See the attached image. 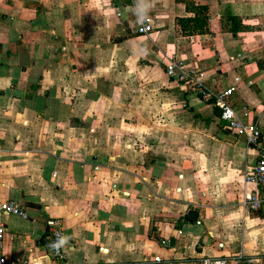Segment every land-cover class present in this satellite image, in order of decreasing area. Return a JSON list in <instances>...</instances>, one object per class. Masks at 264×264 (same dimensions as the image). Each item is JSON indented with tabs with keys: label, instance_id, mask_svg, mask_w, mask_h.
<instances>
[{
	"label": "crops",
	"instance_id": "0c3cea01",
	"mask_svg": "<svg viewBox=\"0 0 264 264\" xmlns=\"http://www.w3.org/2000/svg\"><path fill=\"white\" fill-rule=\"evenodd\" d=\"M194 1L207 35L182 34L193 14L176 0H146L149 36L138 0H0V199L28 216H1L7 259L57 264L43 245L56 219L62 264H264V208L245 206L256 148L166 71L234 87L235 113L264 134V0Z\"/></svg>",
	"mask_w": 264,
	"mask_h": 264
},
{
	"label": "built area",
	"instance_id": "2783aa9c",
	"mask_svg": "<svg viewBox=\"0 0 264 264\" xmlns=\"http://www.w3.org/2000/svg\"><path fill=\"white\" fill-rule=\"evenodd\" d=\"M152 29L151 24L143 20L135 32L139 36H149ZM166 71L169 76L178 82L189 85L203 101L211 102L217 107L220 110V119L225 122L227 128L235 132L238 136L243 137L248 145L256 148L258 158L256 164L245 175V182L254 184L259 189V192L246 196L245 206L251 211H258L264 208V134L256 125H249L241 121L235 113L230 104V98L235 88L231 87L218 94H213L205 87L206 76L202 73H196L193 69L186 68L180 61H174L167 65ZM3 214L13 215L23 219H26L28 216L16 202L0 199V264H19V262L7 259L2 252L5 232V224L1 218ZM57 233L63 236L59 221L56 219L47 220L43 245L55 262L62 264L65 260L64 246L59 252L49 247L50 244L56 241ZM162 244L168 245V242L163 241ZM198 264L227 263L225 260L205 257Z\"/></svg>",
	"mask_w": 264,
	"mask_h": 264
},
{
	"label": "trees",
	"instance_id": "16d2710c",
	"mask_svg": "<svg viewBox=\"0 0 264 264\" xmlns=\"http://www.w3.org/2000/svg\"><path fill=\"white\" fill-rule=\"evenodd\" d=\"M183 3L186 11L192 13V17L178 18L177 25L181 28L184 36L207 35L208 23L210 20L209 10L206 5H201L194 0H176ZM222 27L232 35L243 31L244 27L239 22V18L233 15H226L222 21Z\"/></svg>",
	"mask_w": 264,
	"mask_h": 264
},
{
	"label": "clouds",
	"instance_id": "9594fccd",
	"mask_svg": "<svg viewBox=\"0 0 264 264\" xmlns=\"http://www.w3.org/2000/svg\"><path fill=\"white\" fill-rule=\"evenodd\" d=\"M147 10H148V5L146 3V0H138V4L136 6L135 12L140 22L144 20ZM56 235H57L56 241L50 244L49 247L54 249L56 252H59V250L64 245L67 244L68 238L60 235L59 233H57Z\"/></svg>",
	"mask_w": 264,
	"mask_h": 264
},
{
	"label": "water",
	"instance_id": "95a60500",
	"mask_svg": "<svg viewBox=\"0 0 264 264\" xmlns=\"http://www.w3.org/2000/svg\"><path fill=\"white\" fill-rule=\"evenodd\" d=\"M188 217H189L190 220L195 221L196 220V212L190 211L189 214H188Z\"/></svg>",
	"mask_w": 264,
	"mask_h": 264
}]
</instances>
